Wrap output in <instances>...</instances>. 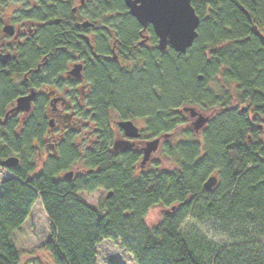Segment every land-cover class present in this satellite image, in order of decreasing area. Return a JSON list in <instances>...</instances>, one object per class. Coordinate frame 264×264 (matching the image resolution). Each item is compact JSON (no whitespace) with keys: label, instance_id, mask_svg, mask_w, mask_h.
Here are the masks:
<instances>
[{"label":"trees","instance_id":"16d2710c","mask_svg":"<svg viewBox=\"0 0 264 264\" xmlns=\"http://www.w3.org/2000/svg\"><path fill=\"white\" fill-rule=\"evenodd\" d=\"M91 1L98 10L93 18L114 30L119 53L118 60H95L86 72L89 144L81 151L67 147L41 172H25L22 147L43 128L32 120L22 131L0 129V161L11 154L21 159L17 167L2 168L12 176L0 185V264H21L14 233L37 202L50 234L41 248L53 264H97L103 240L119 243L135 264H264V139L258 129L264 0H191L198 36L184 54L159 51L152 27L144 30L122 0ZM98 46L93 52L100 55ZM12 99L0 77L1 116ZM185 107L213 114L199 136ZM111 115L142 121L147 141L166 134L184 141L164 139L162 165L141 170L137 153L112 150L118 129L109 125ZM79 161L82 175L58 177ZM215 174L217 186L205 191L203 183ZM98 188L107 192L97 208L77 197ZM186 220L206 223L225 241H206L198 227L190 233Z\"/></svg>","mask_w":264,"mask_h":264},{"label":"flooded vegetation","instance_id":"af4514ba","mask_svg":"<svg viewBox=\"0 0 264 264\" xmlns=\"http://www.w3.org/2000/svg\"><path fill=\"white\" fill-rule=\"evenodd\" d=\"M97 13L91 0H0V77L13 93L11 103L0 115V129L22 131L32 120L43 128L39 138H31L22 147H33L40 154L35 170L60 161L66 148L76 145L78 136L84 138L91 133V122L80 112L89 92L87 69L95 60H106L108 46L116 55L112 61L118 60L119 53L114 30L94 19ZM105 33L107 40L101 36ZM96 43L102 48L101 56L93 52ZM23 98L28 110L21 107L15 111L17 99ZM198 111L209 120L213 117ZM263 124L264 116L258 124L264 139ZM115 139L127 138L117 130ZM146 141L140 138L132 149L118 153L134 151L140 161ZM73 165H77V171L71 178L82 175L83 163ZM215 176L218 183L219 176Z\"/></svg>","mask_w":264,"mask_h":264},{"label":"water","instance_id":"95a60500","mask_svg":"<svg viewBox=\"0 0 264 264\" xmlns=\"http://www.w3.org/2000/svg\"><path fill=\"white\" fill-rule=\"evenodd\" d=\"M130 15L139 25L146 28L150 25L157 37L160 51H165L169 46L173 51L184 54L196 40L199 18L196 15L191 0H123ZM26 99H17V108L28 110ZM183 112H188L192 118L191 128L198 134L206 125L209 116L200 113L194 107H185ZM119 127L127 139H115L112 144L114 152L130 150L135 141L140 138V130L131 120L120 122ZM171 135L146 141L142 149L140 167L143 168L158 149L161 139H168ZM19 159L10 157L0 162V167H16ZM73 172L64 173V177L70 179ZM217 184L215 176L208 177L203 183L205 191L210 192ZM111 193L107 194V197ZM173 209V208H172Z\"/></svg>","mask_w":264,"mask_h":264},{"label":"rangeland","instance_id":"374dc122","mask_svg":"<svg viewBox=\"0 0 264 264\" xmlns=\"http://www.w3.org/2000/svg\"><path fill=\"white\" fill-rule=\"evenodd\" d=\"M184 114L186 115L187 120H191L192 122L190 114L188 112H184ZM114 117L116 116L114 115ZM133 122L138 128L143 129L144 124L142 121L134 120ZM198 139L201 138L198 137ZM181 140L184 141V138L182 136H173L166 140V142L172 145ZM82 142L83 138L77 137L75 144H82ZM163 147H165L164 140H161L158 146V150L152 154L149 162L141 170L154 169L156 164H161ZM36 171L41 172L40 169H37ZM68 171L76 172L77 165H72L68 169H65V172ZM8 176L9 175L2 168H0V184ZM106 192L107 191L105 189L98 188L90 193L85 191L78 192L77 197L87 206L91 208H97L98 204L101 202V199L105 196ZM32 213L33 214H31L29 220H27V223L24 224L22 228L14 234L17 248L21 253V264H29L33 261H36L38 264H53L51 259L48 258L46 252L43 250V248H41L43 244L47 240H49L50 234L48 220L39 202L36 203L35 210ZM183 227L187 228L190 233L194 232V230L198 227L200 231L206 235V241L208 242L219 243L225 241L220 237H216L211 232L210 226L206 223L192 224L191 222H189V220H186ZM96 261L97 264H135L132 259V256L127 252L123 251L119 243L111 240H103L96 247Z\"/></svg>","mask_w":264,"mask_h":264},{"label":"bare ground","instance_id":"6f19581e","mask_svg":"<svg viewBox=\"0 0 264 264\" xmlns=\"http://www.w3.org/2000/svg\"><path fill=\"white\" fill-rule=\"evenodd\" d=\"M123 1V0H122ZM191 2V1H190ZM123 4H124V6L126 7V5H125V3H124V1H123ZM126 9H127V11H128V13H129V10H128V8L126 7ZM129 15H130V13H129ZM131 16V15H130ZM132 17V16H131ZM133 18V17H132ZM136 21V20H135ZM137 22V21H136ZM147 28V27H146ZM146 28H144V30L146 29ZM155 34V33H154ZM156 36V35H155ZM157 38V37H156ZM157 48L159 49V47H158V40H157ZM146 45L149 47L151 44L150 43H148V42H146ZM168 48H170L169 46L166 48V50L168 49ZM171 49V48H170ZM165 50V51H166ZM160 51V50H159ZM165 51H161V52H165ZM175 52V51H174ZM103 52H101V54H102ZM113 53H114V51H113V49H112V46L110 45V46H108L107 48H106V61H111V59H112V56L115 58L116 57V55H113ZM177 53V52H176ZM101 54H100V56H101ZM85 103H84V105H83V107H82V109H81V115H85L88 119H89V121L91 122V120H90V117L89 116H91L92 115V113H91V110H90V107H89V102L87 101V99L85 98V101H84ZM25 105H26V102H25ZM18 107V106H17ZM15 108V111H17V110H19V109H21V108ZM22 107V106H21ZM22 109H24V108H22ZM25 110V109H24ZM26 111V110H25ZM110 119H111V121H110V123H109V125L111 126V127H116L122 134H123V131L121 130V128L119 127V123L120 122H124V121H126V120H121V119H119V118H117V117H114V116H112L111 115V117H110ZM136 126V125H135ZM91 128H92V122H91V127L89 128L90 130H91ZM139 129V128H138ZM143 129H144V127H143ZM76 129L74 128L73 129V131H75ZM140 130V129H139ZM143 131V130H142ZM124 135V134H123ZM141 136H142V134H141V130H140V138H141ZM78 137H81V136H78ZM81 138H83V137H81ZM139 138V139H140ZM138 139V140H139ZM89 141H90V135L87 137H84L83 138V142H82V144H76L74 147L75 148H77L79 151H81V150H83V148H84V146H85V144L86 145H88L89 144ZM79 145V146H78ZM40 154H38L36 151H35V149L33 148V147H31L30 149H27V150H25V149H23L22 150V171H24L25 170V172H27L29 169H33V168H35L36 166H37V159H38V156H39ZM10 157H14V158H17V159H20L19 158V156H17V155H15V154H11V155H9L8 157H6V158H4V159H2L1 160V162L2 161H4V160H6L7 158H10ZM76 163V162H75ZM74 163V164H75ZM20 165V160H19V163H18V165L17 166H19ZM16 166V167H17ZM139 166H140V162H139ZM64 177V176H63ZM64 178H66V177H64ZM68 180H72V178H70V179H68ZM1 185V184H0ZM44 211V210H43ZM32 212H34V207H32V210L30 211V214H29V216L27 217V219H26V221L23 223V225L24 224H26L27 223V220H29V218H30V216H31V214H33ZM45 213V212H44ZM22 228V225L20 226V228H19V230ZM18 230V231H19ZM17 231V232H18ZM16 233V232H15ZM14 233V234H15ZM14 242H15V238H14ZM15 248H16V250H18V248H17V245H16V242H15ZM19 251V250H18Z\"/></svg>","mask_w":264,"mask_h":264},{"label":"crops","instance_id":"0c3cea01","mask_svg":"<svg viewBox=\"0 0 264 264\" xmlns=\"http://www.w3.org/2000/svg\"><path fill=\"white\" fill-rule=\"evenodd\" d=\"M9 177V176H8ZM7 177V178H8ZM36 205V204H35ZM35 205L33 206L34 207V210H35ZM23 226V225H22ZM262 244H263V246H264V239L262 240Z\"/></svg>","mask_w":264,"mask_h":264}]
</instances>
